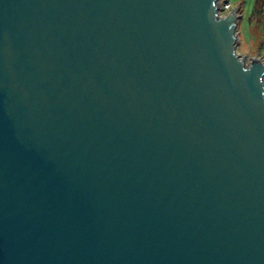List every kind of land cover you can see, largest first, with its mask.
Masks as SVG:
<instances>
[{"label": "water", "instance_id": "water-1", "mask_svg": "<svg viewBox=\"0 0 264 264\" xmlns=\"http://www.w3.org/2000/svg\"><path fill=\"white\" fill-rule=\"evenodd\" d=\"M219 0H0V264H264V60Z\"/></svg>", "mask_w": 264, "mask_h": 264}, {"label": "rangeland", "instance_id": "rangeland-1", "mask_svg": "<svg viewBox=\"0 0 264 264\" xmlns=\"http://www.w3.org/2000/svg\"><path fill=\"white\" fill-rule=\"evenodd\" d=\"M219 2L222 15L232 8H237L240 14L236 29L237 53L246 58L247 64L254 59L264 60V0H219Z\"/></svg>", "mask_w": 264, "mask_h": 264}, {"label": "built area", "instance_id": "built-area-1", "mask_svg": "<svg viewBox=\"0 0 264 264\" xmlns=\"http://www.w3.org/2000/svg\"><path fill=\"white\" fill-rule=\"evenodd\" d=\"M226 7H229V6H226ZM225 8V7H224Z\"/></svg>", "mask_w": 264, "mask_h": 264}, {"label": "bare ground", "instance_id": "bare-ground-1", "mask_svg": "<svg viewBox=\"0 0 264 264\" xmlns=\"http://www.w3.org/2000/svg\"><path fill=\"white\" fill-rule=\"evenodd\" d=\"M225 9V8H224Z\"/></svg>", "mask_w": 264, "mask_h": 264}]
</instances>
